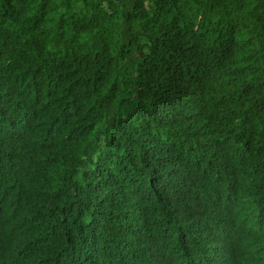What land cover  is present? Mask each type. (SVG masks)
Instances as JSON below:
<instances>
[{"label": "trees", "instance_id": "trees-1", "mask_svg": "<svg viewBox=\"0 0 264 264\" xmlns=\"http://www.w3.org/2000/svg\"><path fill=\"white\" fill-rule=\"evenodd\" d=\"M0 264H264V0H0Z\"/></svg>", "mask_w": 264, "mask_h": 264}]
</instances>
